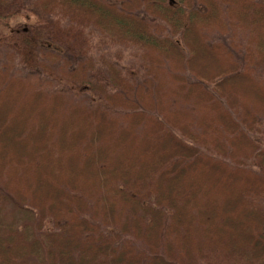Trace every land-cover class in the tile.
Instances as JSON below:
<instances>
[{
  "label": "trees",
  "instance_id": "16d2710c",
  "mask_svg": "<svg viewBox=\"0 0 264 264\" xmlns=\"http://www.w3.org/2000/svg\"><path fill=\"white\" fill-rule=\"evenodd\" d=\"M0 26V264H264V0H0Z\"/></svg>",
  "mask_w": 264,
  "mask_h": 264
},
{
  "label": "rangeland",
  "instance_id": "374dc122",
  "mask_svg": "<svg viewBox=\"0 0 264 264\" xmlns=\"http://www.w3.org/2000/svg\"><path fill=\"white\" fill-rule=\"evenodd\" d=\"M141 15V14H140ZM29 20V19H28ZM17 21H23V22H27L25 20V18H18L16 21H14L11 25L12 26L15 22ZM3 30L2 26H0V32ZM213 39L212 41H227V37L226 36H222L219 34H215L214 36H212ZM93 46H92V52H91V56L94 58L95 62L97 64H100L102 62V57H105L108 59V49L109 51L111 50V54H109V57H111L114 60L116 59V54L119 53L121 54V61L123 65H127L133 58H132V54H133V50H128V49H122L119 47H113L112 49L103 46L102 44L99 43V35L95 32V34L93 35V42H92ZM62 57H64V55L62 54ZM8 63V59L6 57V52L4 50L0 49V67H2L4 64ZM14 74L16 75H27L29 74L28 71L24 70L22 68V66L19 64L18 61H16L14 63V70H13Z\"/></svg>",
  "mask_w": 264,
  "mask_h": 264
}]
</instances>
